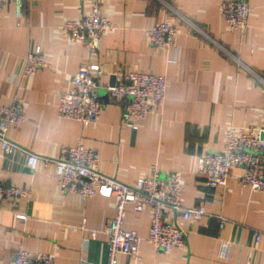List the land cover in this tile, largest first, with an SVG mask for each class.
<instances>
[{"label": "crops", "instance_id": "1", "mask_svg": "<svg viewBox=\"0 0 264 264\" xmlns=\"http://www.w3.org/2000/svg\"><path fill=\"white\" fill-rule=\"evenodd\" d=\"M247 1L251 10L237 32L226 28L220 0H100L115 29L101 35L92 56L60 28L66 18L86 14L90 0H22L20 12L12 0L0 7V104H26L24 118L7 132L14 151L4 156L0 146V180L29 187L16 204L0 203V264L20 243L53 253L56 264H106L107 235L90 236L81 224L102 228L113 216L114 196L82 199L77 192H62L54 163L42 161L57 155L60 144L79 141L98 150L103 172L126 183L149 174L151 162L162 175L180 170L182 203L202 204L206 210L184 221L185 244L163 252L143 238L150 208L134 210L127 204L122 225L142 239L135 258L118 252L115 264H264V240L254 238L256 230H264V189L240 186L237 166L230 167L225 186H206L195 172L200 152L222 147L227 125L264 128V85L246 67L264 77V0ZM162 19L175 27L174 47L151 44L143 34L145 26ZM36 42L47 65L31 76H18ZM89 59L99 66L95 78L104 104L84 125L60 116L57 105L71 74ZM120 68L166 76L162 106L135 128L121 122V103L104 87ZM29 151L40 156L33 168L26 164ZM16 212L26 213V219ZM218 214L224 217L222 226ZM220 238L231 241L226 258L215 256Z\"/></svg>", "mask_w": 264, "mask_h": 264}, {"label": "built area", "instance_id": "2", "mask_svg": "<svg viewBox=\"0 0 264 264\" xmlns=\"http://www.w3.org/2000/svg\"><path fill=\"white\" fill-rule=\"evenodd\" d=\"M11 0H0V7ZM17 12L21 11L22 0H12ZM90 10L80 17L66 18L60 25L68 41L81 42L88 47L89 55L97 52L101 35L113 31L115 24L101 11L100 0H90ZM251 5L247 0H220L219 12L230 31L241 32L246 25ZM178 13V12H177ZM193 28L199 29L191 20L178 13ZM146 39L154 45L174 47L175 27L172 22L162 19L143 28ZM238 64L243 63L231 55ZM47 65L46 53L40 43L36 42L24 57L18 76L26 77L35 74L42 66ZM252 74L263 83L264 77L246 66ZM99 66L92 60L83 62L71 74L66 86L59 93L57 111L60 116L75 118L86 125L94 120L103 104L99 96V82L95 73ZM114 83L104 85L109 96L121 103V122L132 128L147 113L158 110L164 100L166 76L137 70L117 69L114 71ZM26 104L14 100L8 104H0V146L4 156L12 153L15 142L7 132L17 127L25 116ZM40 156L29 151L26 164L33 168ZM44 165L53 162L54 176L62 192L73 191L86 199L95 194L105 197L114 196L113 216L102 228H88L90 236L98 231L107 235V262L116 263V254L123 252L133 256L138 254V245L142 236L134 229L122 225L125 206L131 204L134 210L149 207L151 211L147 233L143 237L153 248L167 251L173 245L185 244L184 221L192 217H200L206 210L202 204L187 206L182 203V173L176 169L167 174H160L158 167L151 162V172L140 175L132 183L123 182L100 169V156L96 148L79 141L75 144H60L55 156L42 157ZM231 166L240 171L238 183L250 189H264V128L251 125H227L222 134L220 149H205L196 157L195 172L201 181L209 187L225 186ZM29 193V187L3 183L0 180V203L8 201L16 204ZM17 217L26 219L27 214L16 212ZM224 217L218 214V225L222 226ZM255 240H264V230L254 232ZM231 241L220 238L215 256L226 258ZM6 264H56L54 254L42 250H30L19 244ZM80 264H85L82 261Z\"/></svg>", "mask_w": 264, "mask_h": 264}, {"label": "water", "instance_id": "3", "mask_svg": "<svg viewBox=\"0 0 264 264\" xmlns=\"http://www.w3.org/2000/svg\"><path fill=\"white\" fill-rule=\"evenodd\" d=\"M114 77H115V76H113V75L110 77V82H109V83H111V84L114 83V81H115V80H114ZM99 92H102V91L99 90ZM102 95H103V94H102ZM99 96H101L100 93H99ZM104 96H105V94L103 95V97H104Z\"/></svg>", "mask_w": 264, "mask_h": 264}]
</instances>
